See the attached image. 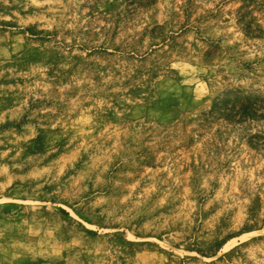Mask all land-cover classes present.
<instances>
[{
    "label": "rangeland",
    "instance_id": "374dc122",
    "mask_svg": "<svg viewBox=\"0 0 264 264\" xmlns=\"http://www.w3.org/2000/svg\"><path fill=\"white\" fill-rule=\"evenodd\" d=\"M0 264H264V0H0Z\"/></svg>",
    "mask_w": 264,
    "mask_h": 264
},
{
    "label": "trees",
    "instance_id": "16d2710c",
    "mask_svg": "<svg viewBox=\"0 0 264 264\" xmlns=\"http://www.w3.org/2000/svg\"><path fill=\"white\" fill-rule=\"evenodd\" d=\"M148 1L150 2V1H153V0H148Z\"/></svg>",
    "mask_w": 264,
    "mask_h": 264
}]
</instances>
